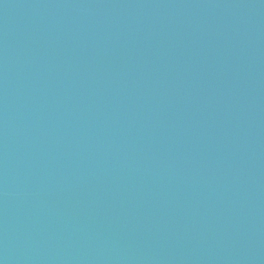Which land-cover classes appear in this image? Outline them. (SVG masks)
Listing matches in <instances>:
<instances>
[{"label": "water", "instance_id": "95a60500", "mask_svg": "<svg viewBox=\"0 0 264 264\" xmlns=\"http://www.w3.org/2000/svg\"><path fill=\"white\" fill-rule=\"evenodd\" d=\"M0 264H264V0H0Z\"/></svg>", "mask_w": 264, "mask_h": 264}]
</instances>
